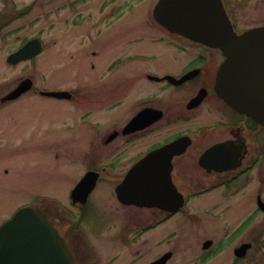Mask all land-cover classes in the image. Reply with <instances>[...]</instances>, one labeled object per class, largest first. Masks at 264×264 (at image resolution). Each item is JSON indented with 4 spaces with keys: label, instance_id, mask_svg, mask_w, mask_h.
<instances>
[{
    "label": "flooded vegetation",
    "instance_id": "af4514ba",
    "mask_svg": "<svg viewBox=\"0 0 264 264\" xmlns=\"http://www.w3.org/2000/svg\"><path fill=\"white\" fill-rule=\"evenodd\" d=\"M90 1L52 0L51 4L55 6L52 11L56 16L67 12L68 17L63 20L62 25L73 32H82L76 36V40L73 34L68 37L66 42L69 47L61 51V56L55 55L48 66H41L39 58L60 44L61 35H53L50 44L40 34L21 36L23 27L16 30L12 26L17 22H25V25L39 24L43 13L38 10L47 1L37 0L31 5L18 7L13 0H0V114L4 118L11 112L18 115L15 110L17 105L21 103L22 106L26 101L38 99L68 103L73 114L59 125H53L51 136L42 138L48 143L52 138L56 139L57 129H63L73 134V138L77 137L85 143L84 154L98 153L104 157L99 163L82 169L70 185L67 194L69 208L64 211V218L60 219L52 209L54 204L59 206L56 197L39 196L24 205L29 204L46 214L65 237L75 263L88 264L79 263L80 246L72 243L69 238L82 232L81 224L87 220L86 208L91 195L100 184L111 182L117 211L122 214L118 216L119 223L125 230L117 232V243L125 244L126 247L127 242H130L137 247L139 239L148 237L152 246L141 259V264H175L178 261L174 258L176 248L169 247L176 237L175 230L164 231L158 237H149L148 234L159 230L163 225L165 227L173 220L177 221V217L194 225L195 221L190 219L195 216L193 202L213 191H220L222 199L198 201L201 206L196 209L212 224L206 228L210 230L209 233L214 232V237L204 239L196 254L183 255L184 262L213 264L219 259L221 261L218 264H226L231 259L228 264H264V232L256 235L250 231L253 224L251 221H255V218H259L258 228L264 226V216H258L264 214V210L260 208L264 203V128L231 109L216 94L215 79L224 60L223 56L216 49L172 35L158 24L153 18V11L160 0H103L95 13V16H100L103 24L111 26L138 9L139 5H143L141 22L147 26L145 32H159V42L188 58L177 73L156 74L142 68H129L131 75L123 77L125 72L120 69L124 65L134 62L144 65L149 62V56L130 55L127 50V56L120 52L106 61L105 50L90 44L91 37L101 36L103 31L93 22L95 16H92L93 11L89 8ZM221 1L236 31L261 26L241 29L235 9L246 3V0ZM35 12L36 16L32 18ZM146 15L151 16L152 23H144ZM90 24L95 28L94 35L89 32ZM143 36L135 39L143 40ZM30 41L32 48L24 58H10ZM152 42L155 41L152 39ZM75 43L77 49H74L75 45L72 46ZM48 69L52 78L57 79L54 72H58L63 79L59 85L47 82ZM167 76L173 80L156 81L152 78ZM137 78L144 80L147 85L160 83L164 90L161 91L163 96L142 91L146 87L137 88L141 89L140 94H129L132 84H135L133 80L137 81ZM80 81H84V84ZM77 106L83 107L82 113L76 119H71L75 117ZM6 123L16 126L10 120H6ZM16 124H22L20 118ZM75 125L81 127L82 133H72ZM1 134L3 131L0 129ZM153 135L158 137L146 149L130 151L132 146H137L140 141ZM182 137L189 138L188 146L172 154L159 155L152 161L150 159L143 182L137 184V189L156 191L149 196L152 203L147 208H141L120 201L114 189L123 182L128 172L150 152ZM30 144H35L36 147L39 145L36 141ZM95 144L99 146L94 148ZM27 146L25 136L20 137L18 146H11L5 139L0 140V190L5 185V178L15 169L8 163L7 157L10 153L25 152ZM43 154L50 158L74 156L58 143L52 144ZM86 175L96 176V185L86 202L74 203L70 194ZM91 180L89 178L88 182ZM252 184L255 185L252 200L255 204L254 211L250 207L245 208L240 200L231 199L235 196L243 198ZM172 187L182 195L184 201L183 207L177 211L170 210L174 203L166 193ZM46 202H51V206H46ZM203 206L210 210L203 209ZM141 213L147 216L144 218ZM132 225L135 231L130 232L128 230ZM218 225L221 227L219 232L216 231ZM125 233L130 235V241L123 240ZM226 241L229 254L223 258L221 250ZM144 243L145 241L142 242ZM113 256L117 258L120 254L117 251ZM137 259L138 257L130 258L128 264H138Z\"/></svg>",
    "mask_w": 264,
    "mask_h": 264
},
{
    "label": "rangeland",
    "instance_id": "374dc122",
    "mask_svg": "<svg viewBox=\"0 0 264 264\" xmlns=\"http://www.w3.org/2000/svg\"><path fill=\"white\" fill-rule=\"evenodd\" d=\"M46 1L47 2H44V5H42V9L38 10V12L43 13L42 21L39 24L25 25V22H17L12 26V29L16 30L23 27L24 30L20 34L21 36L31 37L40 34L46 38L49 43L54 37L53 35H61L60 40L62 41H60V44L53 47L49 52H46L39 58L41 66H48L51 62V58L56 56L59 57L61 51L69 47L68 42H66L68 37L73 34L76 40V36L80 35L82 32H73L69 30L68 27L62 25L63 20L68 17L66 16L67 12H64L62 16H56L54 14L55 12L52 11V8L55 7L53 3L51 4L52 0ZM100 1L103 0L90 1L89 8H91V12L93 11L92 16H95V13L98 11V7L100 6L99 3H101ZM143 8V5H139L138 9L131 14L123 16V18L119 19L111 26L103 24L100 16H95L93 22L96 24L97 28H102L103 31L101 36L95 35L91 37L90 44L105 50L106 61L109 60L111 56L120 54V52L124 53L123 56H127V50L130 55L139 54L149 56V62L144 65L136 62L131 65H124L123 68L120 69L125 72L123 77H126L127 74L129 76L131 75V70H128L129 68L133 70L142 68L143 70H148L156 74L177 73L181 65L187 63V55L178 53V50L174 51L176 49L170 48L167 44L159 42V32H145L147 26L143 25V22H141V12ZM235 13L237 17H239L241 29L262 25L264 24V0H246V3H242L235 9ZM34 16H36V12L31 17L33 18ZM145 18V24L152 23L150 15H146ZM27 22H29L28 19ZM93 27L94 26L90 24L89 32L92 35H94L93 31L95 30ZM143 28L144 31H141ZM141 35H144L143 40H140V38L135 39L137 36L141 37ZM152 39L155 42H152ZM73 45H75L74 49H77L76 43L72 44V46ZM0 54L2 55V53ZM48 73L49 81L47 82H49V84L59 85L63 80L58 75V72H54L58 80L52 78L49 69ZM80 83L84 84V81H80ZM133 83L135 84H132L129 94H140L142 91H149L156 96H163L161 95V91L164 90H162L163 87L160 83L147 85L141 78H137V81L133 80ZM138 87L146 88L139 91L141 89H137ZM132 95L133 94H131V96ZM10 109L12 111V107H10ZM15 110L18 115L11 112L9 113V118L7 116L4 118V116L0 114V129L3 131V134L0 135V140L5 139L11 146H18L20 137L25 136L28 146L25 152L20 154L18 152L14 154L10 153L9 157H7L8 163L14 166L15 169L5 178V185L0 190V224L15 212L18 207L32 202L39 196L56 197V199L59 200V206L54 204L52 205V209L55 211V214L62 219L66 216L64 213L65 208H69L67 194L70 185L77 179L82 169L99 163L104 157L98 153L91 155L89 153L84 154L83 150L85 148V143L77 137L73 138V134H69L63 129H57L55 131L56 139L52 138L48 143L42 138L51 136L54 131L53 125H59L61 121L73 114L72 107L68 103L38 99L37 101H26L22 106L20 103L15 107ZM82 110L83 107L77 106L74 114L75 117L71 119H76L77 115H81ZM19 118L22 121L21 125L16 124ZM5 119L10 120L11 124L16 126L7 125ZM72 130V133H82L81 127L76 125ZM157 137L158 135H153L143 139L137 146H132L130 151L146 149ZM35 141L39 143L37 147L35 144H30ZM54 143H58L59 146L67 148L74 156L71 158L62 156L60 158H50V156L47 157L44 155L43 151L50 148ZM98 146L99 144L93 145L94 148ZM111 184V182L100 184L91 195L89 204L86 208L87 220L81 224L82 232L75 234V236L69 239L72 243L79 244L80 246V251H78L80 257V259H78L79 263L107 264L109 261V264H128V262L131 261L130 258L135 259L138 257V264H141V259H143L148 249L152 246L148 240L150 238L147 237L146 239V237H143V239H139L137 247L134 244H130V242H127L126 247L125 244L121 245L117 243V232L125 230L124 226L122 225L121 227L119 223L120 219L118 216L122 214L117 211V204L112 195L113 189ZM254 186L255 185L252 184L245 191L243 198L235 196L231 199L240 200L245 208L250 207V210L254 211L255 204L252 202L253 192L255 190ZM215 199H222L220 191H213L200 197L195 203L193 202L192 209L195 216H191L190 219L195 221L194 225H190V223L188 224L184 219H179V217H177V221L173 220L165 225V227L164 225L161 226L159 230L150 232L148 236L158 237L160 234H163L164 231L173 232L175 230L176 237L169 245L172 249L176 248L174 258L178 261L175 264H189L187 261L186 263L184 262L183 255L186 254L190 256L194 255V253L196 254L204 239L214 237V232L209 233L210 230L206 228L212 224L206 221L207 219H204V216L196 210L201 206V202L198 201L204 200L205 202H209ZM48 205L50 207L51 202L46 204V206ZM203 209L210 210L207 206H203ZM254 213L258 215L256 212ZM55 214L53 215L55 216ZM140 215L144 218L147 216L145 213H141ZM258 216L263 218L262 216H264V214ZM251 223L253 224L250 226V231H252L253 234L256 233L257 235L258 232H264V226L258 228L259 218H255V221L252 220ZM60 225L62 224L60 223ZM220 230L221 227L218 225L216 231L219 232ZM128 231H135L134 226L132 225ZM123 237L125 242L127 240L130 241V235L128 233H125ZM143 241H145L144 244H142ZM226 244L227 241L221 250L223 258L227 256V253L229 254V247H226ZM117 251L120 257L116 258L113 255L116 254ZM219 258L221 259V256ZM220 261L221 260L217 259L213 264H218ZM212 262L213 260L211 263ZM230 262L231 259L228 260L226 264Z\"/></svg>",
    "mask_w": 264,
    "mask_h": 264
},
{
    "label": "water",
    "instance_id": "95a60500",
    "mask_svg": "<svg viewBox=\"0 0 264 264\" xmlns=\"http://www.w3.org/2000/svg\"><path fill=\"white\" fill-rule=\"evenodd\" d=\"M14 1L27 5L34 0ZM154 18L173 33L220 49L226 59L216 79L219 96L264 125V27L237 36L219 0H160ZM131 177L128 180L139 175ZM133 192V203L145 206L152 203L150 194L156 193L141 189ZM0 264L74 263L46 216L24 208L0 228Z\"/></svg>",
    "mask_w": 264,
    "mask_h": 264
}]
</instances>
